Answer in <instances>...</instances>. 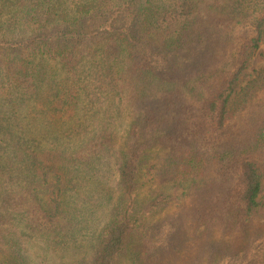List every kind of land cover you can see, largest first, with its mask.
<instances>
[{
    "label": "trees",
    "instance_id": "trees-1",
    "mask_svg": "<svg viewBox=\"0 0 264 264\" xmlns=\"http://www.w3.org/2000/svg\"><path fill=\"white\" fill-rule=\"evenodd\" d=\"M263 190L264 0H0V264H264Z\"/></svg>",
    "mask_w": 264,
    "mask_h": 264
},
{
    "label": "rangeland",
    "instance_id": "rangeland-1",
    "mask_svg": "<svg viewBox=\"0 0 264 264\" xmlns=\"http://www.w3.org/2000/svg\"><path fill=\"white\" fill-rule=\"evenodd\" d=\"M262 194H263V197H264V190H263V193H262ZM85 251H86V250H84L83 252H85Z\"/></svg>",
    "mask_w": 264,
    "mask_h": 264
}]
</instances>
